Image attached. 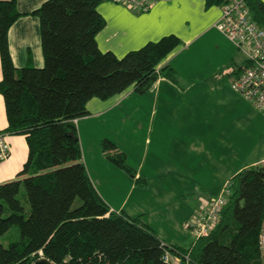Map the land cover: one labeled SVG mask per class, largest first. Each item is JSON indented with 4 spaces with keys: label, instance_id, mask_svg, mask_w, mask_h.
I'll list each match as a JSON object with an SVG mask.
<instances>
[{
    "label": "trees",
    "instance_id": "16d2710c",
    "mask_svg": "<svg viewBox=\"0 0 264 264\" xmlns=\"http://www.w3.org/2000/svg\"><path fill=\"white\" fill-rule=\"evenodd\" d=\"M102 1L42 2L30 14L39 20L43 65L15 67L8 29L21 13L16 0H0V94L7 118L1 133L24 135L28 147L16 176L0 183V237L12 226L19 232L7 246L0 242V264H30L40 256L56 264H167L165 250L185 264H261L264 173L254 165L227 180L218 222L187 247L161 240L141 214L110 209L93 186L75 120L88 115L91 98L106 100L130 86L144 93L159 77L177 83L175 69L160 63L182 43L169 34L121 57L101 51L96 34L105 25L98 11ZM245 2L249 16L264 28V1ZM218 3L206 0V6ZM240 66L229 63L231 78ZM101 143L106 158L145 185L125 153L107 139Z\"/></svg>",
    "mask_w": 264,
    "mask_h": 264
},
{
    "label": "crops",
    "instance_id": "0c3cea01",
    "mask_svg": "<svg viewBox=\"0 0 264 264\" xmlns=\"http://www.w3.org/2000/svg\"><path fill=\"white\" fill-rule=\"evenodd\" d=\"M44 1L16 0V8L21 15L8 29V46L15 67L43 65L39 20L30 12ZM98 11L105 19L104 27L96 34L98 47L103 52H113L117 57L149 41H157L165 35L174 34L181 39L182 43L160 63L169 64L175 69L178 82L173 83L159 77L152 85V89L157 95H160L161 89L172 90V177L176 179L173 181L175 184L173 189L181 197L195 195L205 203L218 194L224 183L234 174L253 166L259 160H252L249 163V160L244 159L241 162L242 159L241 161L238 159L239 151L237 153L226 139H231L229 137L231 134L224 130L225 122L230 120L225 118L224 107L228 106L224 102L235 97L246 104L251 112H255L256 108L230 91L229 84L232 78L228 74L229 63L236 62V59L233 50L229 46L226 49V43L223 44L227 39L214 27V23L221 15L219 6L215 4L206 6V0H155L148 10L139 12L120 3L104 0L98 5ZM197 40L201 41L195 45V49L182 57L183 51L190 49V45L195 44ZM207 48L217 51L216 63L202 66L192 61L188 62L196 52L200 53ZM221 71L224 74L218 79L209 80ZM1 78L0 67V80ZM131 90L132 86L106 100L91 98L86 105L88 115L75 120L79 133L85 129L88 120L123 102V97ZM235 107L236 105H230L232 110ZM210 122L214 125L213 128H210ZM6 126L4 100L0 94V132H3ZM4 134L9 151L8 155L0 160V183L16 176L28 154L24 135ZM82 158L93 186L110 209L122 210L131 216L143 215L144 222L161 240L168 244L180 245L166 241L159 232V228L163 226L161 221H154L160 216L167 222L168 200L172 195L170 188L167 189L169 195L160 194L159 200H155L152 208L151 206L142 208L139 201L145 195L144 189H139L137 196L130 202L137 185L131 184L121 194L118 187L110 185L112 182L109 181L104 165L103 167L96 165L93 159L89 160L83 153ZM245 161L248 164H244ZM141 172L140 168L136 170L137 175L142 176ZM142 177L146 180L145 185L152 180L144 175ZM164 191L166 193V190ZM195 208L194 203L185 205V214L179 225L194 213Z\"/></svg>",
    "mask_w": 264,
    "mask_h": 264
},
{
    "label": "rangeland",
    "instance_id": "374dc122",
    "mask_svg": "<svg viewBox=\"0 0 264 264\" xmlns=\"http://www.w3.org/2000/svg\"><path fill=\"white\" fill-rule=\"evenodd\" d=\"M200 41L197 40L195 44H191L190 49L184 50L181 56L190 54ZM224 41L226 49L229 46L233 50L237 64L241 65L244 55L230 42ZM193 56L188 62L210 66L217 62L218 55L216 50L207 48L200 53L196 52ZM229 87L236 97L244 99L232 89L231 83ZM126 95L123 97V102L113 106L111 110L100 116H94L88 120L87 126L81 133L78 131L81 151L89 160L93 159L96 165L101 167L104 165L106 174L109 175V181L112 182L110 185L118 187L121 194L131 184L137 185L132 195V189L129 190L130 202L137 196L139 189H144L145 195L139 201L142 208H149V206L152 208L155 200H159L160 194L169 195L170 192L167 189L170 188L172 195L168 200L167 222L163 221L160 216L156 217L154 221H161L163 226L159 228V232L166 241L187 247L196 235L181 226L182 224L179 225L185 214V205L194 203L197 208L203 203L195 195L185 194V197H181L173 189L175 185L173 181L176 179L172 177V90L164 88L161 89L160 95H157L151 87L144 93L131 90ZM224 104L228 106L224 107L225 118L230 119L225 122L224 130L231 134L229 136L231 139H226L233 146L232 148L237 150V153L239 151L238 159L240 161L242 159L241 162L246 159L251 163L252 160L262 158L264 156V116L262 112L258 109L251 112L246 104L235 97L228 102L225 101ZM228 104L236 105L235 109L232 110ZM252 107L254 106L252 105ZM161 122L163 123L161 124ZM209 125L210 128L214 126L211 122ZM103 139L111 141L116 149L126 154V161L133 170L136 171L140 168L142 176L144 175L148 179L152 178V180L146 185L136 184L126 171L104 156L101 143ZM244 164H248V162L245 161ZM217 196L218 194L212 198L215 199ZM78 204L79 200L76 199L74 205ZM18 239V229L16 226H12L0 237V242L3 246H7L9 242Z\"/></svg>",
    "mask_w": 264,
    "mask_h": 264
},
{
    "label": "built area",
    "instance_id": "2783aa9c",
    "mask_svg": "<svg viewBox=\"0 0 264 264\" xmlns=\"http://www.w3.org/2000/svg\"><path fill=\"white\" fill-rule=\"evenodd\" d=\"M130 9L147 10L155 0H111ZM221 10L219 19L214 27L236 49L244 55L239 72L231 80L232 89L250 102L264 115V28L250 16L246 0H218ZM159 65L157 66V69ZM9 147L5 134L0 132V160L8 155ZM254 166L264 168V157ZM226 181L218 196L195 208L194 213L183 222V227L192 231L196 237L207 235L219 220V213L226 202L229 192ZM261 253V264H264V214L258 237ZM185 261L188 260L184 256ZM163 260L167 264H185L182 259L172 252L165 250Z\"/></svg>",
    "mask_w": 264,
    "mask_h": 264
},
{
    "label": "water",
    "instance_id": "95a60500",
    "mask_svg": "<svg viewBox=\"0 0 264 264\" xmlns=\"http://www.w3.org/2000/svg\"><path fill=\"white\" fill-rule=\"evenodd\" d=\"M260 169L264 173V168H260ZM30 264H56V263H54L53 261H51L50 259L44 256H40L35 260H33Z\"/></svg>",
    "mask_w": 264,
    "mask_h": 264
}]
</instances>
